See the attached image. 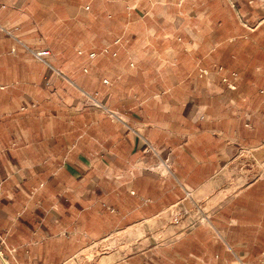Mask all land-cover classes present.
<instances>
[{"label": "crops", "instance_id": "1", "mask_svg": "<svg viewBox=\"0 0 264 264\" xmlns=\"http://www.w3.org/2000/svg\"><path fill=\"white\" fill-rule=\"evenodd\" d=\"M263 151L264 0H0V264H264Z\"/></svg>", "mask_w": 264, "mask_h": 264}, {"label": "built area", "instance_id": "2", "mask_svg": "<svg viewBox=\"0 0 264 264\" xmlns=\"http://www.w3.org/2000/svg\"><path fill=\"white\" fill-rule=\"evenodd\" d=\"M50 54V51L47 50V49H44V50H41L39 52H37V57L40 58V59H44L45 57H47L48 55ZM95 54L93 53L92 56H94ZM114 115V114H112ZM115 117H117L116 115H114ZM147 151L148 152H151L157 156H160V151L155 147V146H152V145H149L148 148H147ZM164 166L167 168V163L166 161H164ZM0 258H1V251H0Z\"/></svg>", "mask_w": 264, "mask_h": 264}, {"label": "rangeland", "instance_id": "3", "mask_svg": "<svg viewBox=\"0 0 264 264\" xmlns=\"http://www.w3.org/2000/svg\"><path fill=\"white\" fill-rule=\"evenodd\" d=\"M167 168H168V164H167ZM206 218V216H205ZM122 240V234L121 235H116L113 239H110V241H108L107 243L104 242L105 244H107V246H114V245H117L118 242H120ZM94 258L93 257V253H89L86 255V257H82L80 258L79 260H76V263L75 262H71V264H79V263H84L85 261H88L90 259Z\"/></svg>", "mask_w": 264, "mask_h": 264}, {"label": "bare ground", "instance_id": "4", "mask_svg": "<svg viewBox=\"0 0 264 264\" xmlns=\"http://www.w3.org/2000/svg\"><path fill=\"white\" fill-rule=\"evenodd\" d=\"M264 152V151H263Z\"/></svg>", "mask_w": 264, "mask_h": 264}]
</instances>
